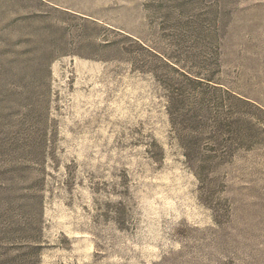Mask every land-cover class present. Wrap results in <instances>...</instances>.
Masks as SVG:
<instances>
[{
    "label": "rangeland",
    "instance_id": "1",
    "mask_svg": "<svg viewBox=\"0 0 264 264\" xmlns=\"http://www.w3.org/2000/svg\"><path fill=\"white\" fill-rule=\"evenodd\" d=\"M0 264H264V0H0Z\"/></svg>",
    "mask_w": 264,
    "mask_h": 264
}]
</instances>
